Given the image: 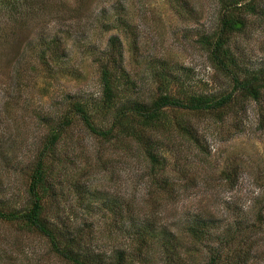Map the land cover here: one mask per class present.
<instances>
[{
  "label": "rangeland",
  "instance_id": "rangeland-1",
  "mask_svg": "<svg viewBox=\"0 0 264 264\" xmlns=\"http://www.w3.org/2000/svg\"><path fill=\"white\" fill-rule=\"evenodd\" d=\"M261 1L260 12L249 15L245 30L230 40L250 69L264 67ZM223 4L0 0V206H29L36 155L51 128L69 115L72 122L47 160L53 172L45 202L52 223L78 230L84 245L109 255L134 247L140 236L134 221L156 215L159 238L140 246L149 264H209L214 251L221 264H237L238 255L242 264H264V121L255 101L236 104L223 120L210 111L167 109L170 121L154 137L176 191L159 202L150 161L136 142L103 138L74 112V103L82 102L97 127L111 125V115L97 104L113 36L122 44L117 85L123 102L148 104L168 83L180 97L223 93L229 79L212 66L202 40L217 31ZM171 73L174 80L165 76ZM177 120L191 122L197 141L178 131ZM196 217L208 226L201 241L185 233ZM170 234L177 255L169 254L175 246ZM0 264L71 263L56 257L37 232L0 220Z\"/></svg>",
  "mask_w": 264,
  "mask_h": 264
},
{
  "label": "trees",
  "instance_id": "trees-1",
  "mask_svg": "<svg viewBox=\"0 0 264 264\" xmlns=\"http://www.w3.org/2000/svg\"><path fill=\"white\" fill-rule=\"evenodd\" d=\"M261 3V0H248L244 3L239 0L235 2L224 0L217 31L214 35H207L202 39L204 46L209 50L212 66L229 79V88L223 93L208 94L192 91L188 96L180 97L169 90L168 83L161 85V93L148 104L140 101L123 102L117 85L121 77L117 73L121 71V69L119 70L121 58L118 57H122V44L119 37L113 36L110 38V52L102 64V96L97 104V109H102L111 115L113 120L111 125L107 128L97 127L93 123L90 109L82 102L74 103V112L80 116L85 126L93 133L103 138L121 139V141L123 138H130L141 148L143 155L151 165V177L156 187L154 196L157 197V199L154 198V201L159 202L162 197L165 200L172 199L176 191L175 181L165 174L167 157L160 150L158 138L154 137V133L164 129L170 121L167 113L168 108L184 109L191 113L210 111L216 113L223 120L228 111H234L236 104L255 101L260 107V115L264 121V67L254 69L244 67L233 53L230 45L231 37L243 32L247 27L248 16L260 12ZM173 75V73L169 76L165 74L169 80H174ZM185 93L187 94V91ZM64 118L51 128L46 142L36 155L35 162L31 167L27 187L29 206L25 209H5L0 206V220L16 224L23 230L37 232L45 237L56 257L71 264H146L147 260L142 257L140 246L144 244L145 240L152 241L159 238V235L156 234L158 223L156 215L149 218L147 216L141 221H134L133 225L137 223L135 232L141 236L137 238L134 247L130 245L122 249L118 248L109 255L87 247L81 241V233H74L78 230L66 232L64 228L61 229L60 224L52 223L47 216L48 204L45 202V194L49 192L48 178L53 172L52 167L47 164V160L56 153L65 129L72 122L69 115ZM177 121L178 131L197 141V131L191 122ZM224 171L222 174H226L230 178V174ZM160 203H156V206ZM195 219L193 223L186 225L185 233L190 238H197L201 241L208 228L207 222H205V218L196 217ZM169 239L175 246H167L170 249L165 250L171 251L169 254L177 255L175 253L178 251L175 237L170 234ZM133 254L136 258L133 257ZM221 261V253L212 252L209 264H221ZM242 261L243 257L238 255L236 263L242 264Z\"/></svg>",
  "mask_w": 264,
  "mask_h": 264
}]
</instances>
